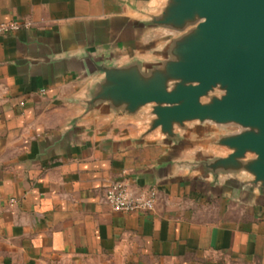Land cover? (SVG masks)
Masks as SVG:
<instances>
[{"label":"crops","instance_id":"crops-1","mask_svg":"<svg viewBox=\"0 0 264 264\" xmlns=\"http://www.w3.org/2000/svg\"><path fill=\"white\" fill-rule=\"evenodd\" d=\"M162 1L0 0L20 25L0 34V264H264V191L193 166L225 155L227 128L173 143L147 133L149 108L86 111L97 65L162 58L170 35L145 24ZM122 179L154 188V210L113 212Z\"/></svg>","mask_w":264,"mask_h":264},{"label":"water","instance_id":"water-1","mask_svg":"<svg viewBox=\"0 0 264 264\" xmlns=\"http://www.w3.org/2000/svg\"><path fill=\"white\" fill-rule=\"evenodd\" d=\"M148 27L169 33L162 58L97 65L86 111L134 116L149 108L147 133L179 143L192 124L234 128L212 140L224 156L193 166L213 177L245 175L264 191V0H163Z\"/></svg>","mask_w":264,"mask_h":264},{"label":"built area","instance_id":"built-area-1","mask_svg":"<svg viewBox=\"0 0 264 264\" xmlns=\"http://www.w3.org/2000/svg\"><path fill=\"white\" fill-rule=\"evenodd\" d=\"M20 28L17 22L0 23V34L16 31ZM14 200L9 204L13 205ZM105 202L113 212L121 214L146 213L154 210L157 192L154 188L136 187L126 179L112 182L105 190Z\"/></svg>","mask_w":264,"mask_h":264},{"label":"rangeland","instance_id":"rangeland-1","mask_svg":"<svg viewBox=\"0 0 264 264\" xmlns=\"http://www.w3.org/2000/svg\"><path fill=\"white\" fill-rule=\"evenodd\" d=\"M227 129H228L227 131H230V132L235 130L232 127L231 128H227ZM212 133H213V131L211 130V128H208V129H206L204 131H198V132H196L193 135V139H194L193 141L196 142V143L199 142V141H202V140L206 139Z\"/></svg>","mask_w":264,"mask_h":264}]
</instances>
